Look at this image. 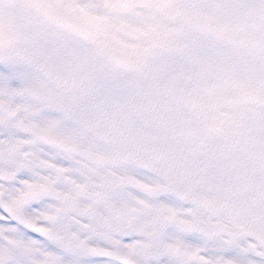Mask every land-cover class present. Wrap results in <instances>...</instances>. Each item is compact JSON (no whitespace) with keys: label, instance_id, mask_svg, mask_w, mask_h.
Returning a JSON list of instances; mask_svg holds the SVG:
<instances>
[{"label":"snow or ice","instance_id":"1","mask_svg":"<svg viewBox=\"0 0 264 264\" xmlns=\"http://www.w3.org/2000/svg\"><path fill=\"white\" fill-rule=\"evenodd\" d=\"M0 264H264V0H0Z\"/></svg>","mask_w":264,"mask_h":264}]
</instances>
